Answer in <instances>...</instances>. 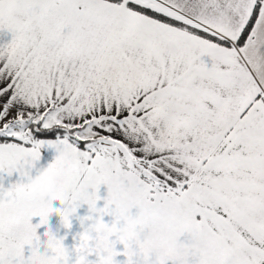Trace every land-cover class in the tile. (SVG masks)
<instances>
[{"label":"snow or ice","instance_id":"obj_1","mask_svg":"<svg viewBox=\"0 0 264 264\" xmlns=\"http://www.w3.org/2000/svg\"><path fill=\"white\" fill-rule=\"evenodd\" d=\"M0 264H264V0H0Z\"/></svg>","mask_w":264,"mask_h":264},{"label":"crops","instance_id":"obj_2","mask_svg":"<svg viewBox=\"0 0 264 264\" xmlns=\"http://www.w3.org/2000/svg\"><path fill=\"white\" fill-rule=\"evenodd\" d=\"M54 157H55V152L54 151H52V150H49V149H43L42 151H41V160H40V162L38 163V165H37V168H39V169H42V168H44V167H46L47 166V164H49V163H51L52 162V160L54 159ZM36 173H35V171L33 172V176L35 175ZM12 182H15V178L13 179V181ZM5 186H7V183L5 184ZM104 194V189H102V195ZM59 206V204H58V202H54L53 203V207H58ZM79 215H84V214H86V209H81V210H79V213H78ZM35 223H38V218H34L33 219V224H35ZM50 226L53 228V230L54 231H56V230H59V235L60 236H63V235H65V230H63L62 228H60V225H59V217H57L56 215H52L51 217H50ZM79 231V224H78V221H73V229H72V234H75L76 232H78ZM42 232H43V230L41 229V230H38V235H40L41 236V238L43 239V237H42ZM65 243H66V245H68V246H70L72 243H73V240H72V235H69L68 236V238L66 239V241H65Z\"/></svg>","mask_w":264,"mask_h":264},{"label":"clouds","instance_id":"obj_3","mask_svg":"<svg viewBox=\"0 0 264 264\" xmlns=\"http://www.w3.org/2000/svg\"><path fill=\"white\" fill-rule=\"evenodd\" d=\"M61 186V181L54 173H49L47 177L41 181L40 187L43 192H54Z\"/></svg>","mask_w":264,"mask_h":264}]
</instances>
